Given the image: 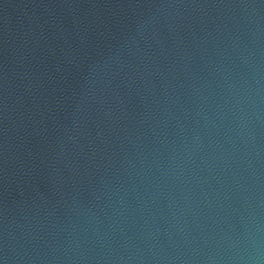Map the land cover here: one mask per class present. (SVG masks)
I'll list each match as a JSON object with an SVG mask.
<instances>
[{
    "label": "water",
    "instance_id": "95a60500",
    "mask_svg": "<svg viewBox=\"0 0 264 264\" xmlns=\"http://www.w3.org/2000/svg\"><path fill=\"white\" fill-rule=\"evenodd\" d=\"M0 264H264V0H0Z\"/></svg>",
    "mask_w": 264,
    "mask_h": 264
}]
</instances>
